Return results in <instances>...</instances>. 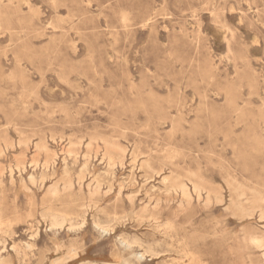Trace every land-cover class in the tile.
Here are the masks:
<instances>
[{
	"label": "rangeland",
	"instance_id": "rangeland-1",
	"mask_svg": "<svg viewBox=\"0 0 264 264\" xmlns=\"http://www.w3.org/2000/svg\"><path fill=\"white\" fill-rule=\"evenodd\" d=\"M0 264H264V0H0Z\"/></svg>",
	"mask_w": 264,
	"mask_h": 264
},
{
	"label": "bare ground",
	"instance_id": "bare-ground-1",
	"mask_svg": "<svg viewBox=\"0 0 264 264\" xmlns=\"http://www.w3.org/2000/svg\"><path fill=\"white\" fill-rule=\"evenodd\" d=\"M112 146V145H111ZM11 177V176H10ZM100 225V224H99ZM151 251V250H150Z\"/></svg>",
	"mask_w": 264,
	"mask_h": 264
}]
</instances>
